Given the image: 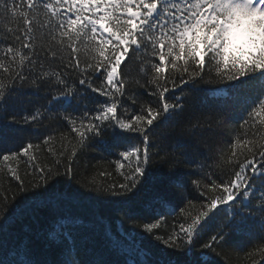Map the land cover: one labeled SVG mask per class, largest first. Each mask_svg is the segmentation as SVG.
I'll return each instance as SVG.
<instances>
[{"label":"snow or ice","instance_id":"1","mask_svg":"<svg viewBox=\"0 0 264 264\" xmlns=\"http://www.w3.org/2000/svg\"><path fill=\"white\" fill-rule=\"evenodd\" d=\"M0 20L15 25L0 39V174L32 190L14 206L11 187L0 192V264H119L105 206L189 252L219 254L257 212L264 232V0H0ZM125 61L139 62L143 82L130 81ZM213 77L230 82L236 103L190 110L185 85ZM116 129L137 135L103 179H80L83 153ZM57 136L66 141L58 149ZM202 144L216 171L200 160ZM156 157L172 173L168 195L193 208L194 198L207 201L195 213L181 208L170 226L160 209L172 201L147 188ZM185 165L187 180L178 172ZM221 205L229 208L209 232ZM256 251L264 264V238ZM141 252L149 258L127 264H186L163 249ZM202 260L214 264L206 253Z\"/></svg>","mask_w":264,"mask_h":264},{"label":"trees","instance_id":"2","mask_svg":"<svg viewBox=\"0 0 264 264\" xmlns=\"http://www.w3.org/2000/svg\"><path fill=\"white\" fill-rule=\"evenodd\" d=\"M8 27H15L14 24L10 22H5L0 20V39H3L4 32ZM47 46V45H45ZM127 67L122 66V71L129 77L130 81H135L136 79H141L143 82V74L140 72L139 62H128L125 61ZM0 76H3L2 70H0ZM230 82L219 81L214 77L211 78L210 82L201 81L195 86L185 85L186 88L191 90L183 95L187 97V102L190 110L196 112L210 113L223 106L225 104L234 105L236 101L232 97V93L229 87ZM133 87L145 98L147 93L144 89L139 88L133 83ZM177 91H179L177 89ZM103 99V98H102ZM119 135H114L111 132L108 133L105 140L106 142L93 141V146L90 147L87 152L83 153L82 159L78 162L77 175L80 179L95 177L97 181L103 179L99 176V172L102 170L111 171L114 168V162L117 159H121L118 156L120 150H123L125 146V139L127 137L136 136V133H123L119 129H116ZM9 142H11V137H9ZM66 143V141H61L60 137L57 136L52 142V147L58 149L61 143ZM167 146L171 148L172 144L175 143L174 139L169 138L166 142ZM218 150L220 147H226L224 145H214ZM200 151L203 155L200 157L201 161H204L208 167L206 171H216L212 167L214 160L213 154L209 152L206 145H201ZM47 155V150L43 153H38L41 162L45 161V156ZM150 176L146 175L147 188L152 191H162L164 192L167 199L172 201L168 206L161 208L160 211L164 213V217L167 218L168 225L174 224L176 218L181 216L180 209L183 208L185 212L195 213L200 209L201 203H207L203 197L198 199L194 198L192 204L195 208L188 203L187 200L180 203L174 197L167 194L164 191L168 185V177L172 175L167 164H165L160 157H156L155 162L149 165ZM193 171V166H181L178 169L180 176L184 179H188V174ZM21 176L28 180L31 177H24V165H20ZM115 175V173H114ZM17 181L12 179L10 174H0V192H4L11 187L10 191H7L9 196V205L14 206V204L26 196L31 195V189L27 192H20L16 190ZM77 187V184L73 185ZM13 192L15 197L13 198ZM197 194H193L195 197ZM179 203V207H177ZM235 205V210L240 211L242 214H247L250 209L243 208L238 205L235 201L232 202ZM259 202H255L254 206L258 207ZM138 206H142L138 205ZM175 208V213L168 215L170 208ZM228 205H221L216 213H219L214 224L210 225L207 231L211 232L215 224L220 223L224 219V211L227 210ZM104 211L111 215L109 225L112 239L119 244V248L115 253L112 254L110 259L119 261V264H127L128 261H139L142 259H148L145 257L141 249L147 251L149 248L153 253L158 252L163 249L166 252L172 253L174 258L186 262V264H203L202 256L206 253L207 258L214 262V264H258L260 259L259 253L256 251L257 245L261 243L262 238H264V232H261L259 227V213H256V221L253 227H242L239 231H234L230 233L227 244L224 248L217 254L216 252L204 249L202 245L193 246L191 251H187L185 248L173 249L166 247L161 241H157L155 237L144 231L143 224L139 221L133 222L128 220L122 213H115L105 206ZM165 226L162 225L161 228L154 231L161 232ZM55 258V253L52 254ZM81 256L84 253L81 252ZM255 258V260H254Z\"/></svg>","mask_w":264,"mask_h":264}]
</instances>
